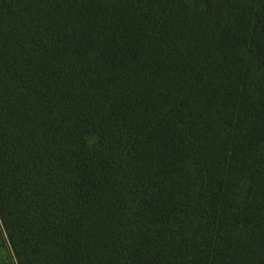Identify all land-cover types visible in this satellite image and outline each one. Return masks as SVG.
<instances>
[{
    "label": "trees",
    "instance_id": "16d2710c",
    "mask_svg": "<svg viewBox=\"0 0 264 264\" xmlns=\"http://www.w3.org/2000/svg\"><path fill=\"white\" fill-rule=\"evenodd\" d=\"M0 226L17 264H264V0H0Z\"/></svg>",
    "mask_w": 264,
    "mask_h": 264
},
{
    "label": "rangeland",
    "instance_id": "374dc122",
    "mask_svg": "<svg viewBox=\"0 0 264 264\" xmlns=\"http://www.w3.org/2000/svg\"><path fill=\"white\" fill-rule=\"evenodd\" d=\"M0 264H17L0 226Z\"/></svg>",
    "mask_w": 264,
    "mask_h": 264
}]
</instances>
